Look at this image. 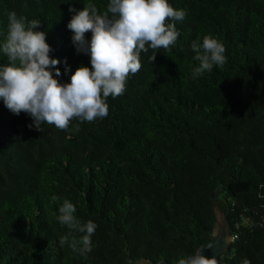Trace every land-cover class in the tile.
<instances>
[{"label": "trees", "instance_id": "trees-1", "mask_svg": "<svg viewBox=\"0 0 264 264\" xmlns=\"http://www.w3.org/2000/svg\"><path fill=\"white\" fill-rule=\"evenodd\" d=\"M89 3L102 13L109 0H0V43L10 12L39 20L68 83L91 67L68 9ZM169 3L186 13L176 43L152 63L151 49L141 53L124 93L107 98L106 118L37 130L0 98V264L178 262L209 241L215 209L231 235L219 263L264 264V0ZM205 35L224 44L226 62L193 79L191 44ZM65 199L97 225L90 253L69 246L81 234L57 220Z\"/></svg>", "mask_w": 264, "mask_h": 264}, {"label": "clouds", "instance_id": "clouds-1", "mask_svg": "<svg viewBox=\"0 0 264 264\" xmlns=\"http://www.w3.org/2000/svg\"><path fill=\"white\" fill-rule=\"evenodd\" d=\"M68 10L73 13L67 24L73 33L72 42L78 53L90 55L91 64L77 67L68 83L57 79L61 75L56 67L60 61L50 57L52 49L46 33L36 30L39 20L27 21L10 12L7 34L0 43V50L7 57V63L0 64V98L12 113L28 114L33 120L29 127L37 130H42V124L67 130L74 119L83 123L106 118L107 98L115 99L124 93L128 77L142 67L141 53L151 49L153 54L148 60L152 63L158 49L169 50L179 36L176 22H182L186 15L169 0H109L102 13L92 3L80 10L72 6ZM89 31L90 41L85 38ZM191 49L195 53L193 60L199 62L192 70L193 79L226 62L225 46L214 36L205 35L202 43L193 41ZM50 68H55V76ZM58 211L57 220L69 234H81L71 240V250L81 255L90 253L97 225L78 219L76 207L67 199ZM58 243L61 247L69 243L68 236L61 237ZM178 264H218V260L203 255L200 248L180 258Z\"/></svg>", "mask_w": 264, "mask_h": 264}, {"label": "water", "instance_id": "water-1", "mask_svg": "<svg viewBox=\"0 0 264 264\" xmlns=\"http://www.w3.org/2000/svg\"><path fill=\"white\" fill-rule=\"evenodd\" d=\"M230 241L231 235L228 221L223 212L215 209V227L211 237L209 241L200 245L197 249L201 248L202 254L209 258L215 256L218 260V264H220V255L227 250ZM208 245H210V247ZM140 264H178V262L170 263L165 260L154 262L152 260L143 259Z\"/></svg>", "mask_w": 264, "mask_h": 264}]
</instances>
